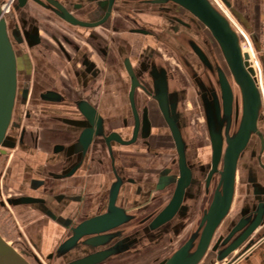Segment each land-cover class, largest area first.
<instances>
[{"label": "flooded vegetation", "instance_id": "1", "mask_svg": "<svg viewBox=\"0 0 264 264\" xmlns=\"http://www.w3.org/2000/svg\"><path fill=\"white\" fill-rule=\"evenodd\" d=\"M100 1L105 0L0 2L17 59L16 96L7 134L0 145V233L15 245L29 247L40 259L42 234L36 229L49 223L56 226L50 244L55 249L71 234L74 223L105 212L116 173L124 176L116 203L133 217L109 232L118 231L124 240H132L146 227L153 211L168 202L172 191L167 187L155 191L161 170L168 167L169 174L178 172L167 111L174 109L191 129L192 123L195 128L198 124L193 135L196 152L199 138L208 146L209 168L211 164V142L200 98L203 91L179 63L169 60L163 45L157 47V42L152 47L145 39L146 35L153 36V30L162 32L158 23L154 25L157 15L153 9L140 2L116 0L103 20L107 9L99 5ZM63 10L82 25L63 19ZM33 24L36 39L29 47L23 30ZM138 29L147 33L140 35L134 31ZM152 67L158 70L154 77ZM161 68L166 69L165 90L159 86ZM196 73L208 90L218 92L214 72H204L200 66ZM233 92L240 113L239 93ZM237 121L232 114L230 132L236 129ZM100 126L104 135L96 133ZM258 130L264 141L261 118ZM46 132L53 133L49 139ZM112 132L115 137L109 150L105 137ZM260 135L255 134L251 145L239 156L229 217L240 211L235 201L241 177L245 180L248 176V164L264 179ZM74 165L71 175L62 176ZM193 169L201 172L197 165ZM213 176L215 187L219 175ZM21 196L39 201L33 206L9 205V198ZM226 224L227 220L222 221L216 229L209 250L227 233ZM263 234L264 228L254 231L253 243L230 264H264ZM159 249H145L139 255L131 249L129 255L112 256L104 264H147L144 261L148 255L155 257L170 247ZM203 263L225 262L207 258ZM49 264H54L53 260Z\"/></svg>", "mask_w": 264, "mask_h": 264}, {"label": "water", "instance_id": "2", "mask_svg": "<svg viewBox=\"0 0 264 264\" xmlns=\"http://www.w3.org/2000/svg\"><path fill=\"white\" fill-rule=\"evenodd\" d=\"M23 1L20 0V3L23 4ZM115 1L99 2V5L107 9L103 20L108 17ZM130 1L149 5L157 15L154 25L158 23V29H162V32L153 30L152 37L146 35L149 45L153 47L157 42V47L163 45V53L169 60L174 64L179 63L193 78L192 83L196 84L199 91H203L200 98L205 128L211 142L210 168L208 163H201L197 157L193 131L187 120L177 117L172 108L173 110L167 111V123L176 147L178 172L169 174L168 167L159 172L155 191L167 187L172 194L165 205L153 211L146 227L137 232V237L124 240L118 231L109 232L133 217L116 203L124 183V176L116 173L109 186L105 212L74 223L70 228L71 234L62 239L53 250L50 245L53 236L47 240L42 235L39 242L42 252L47 247L50 248L46 251V257L43 252L40 259L29 247L15 245L0 233V264H49L50 260L54 264H104L112 256L129 255L131 249L139 254L145 249L160 250L159 248L164 247H170V250L156 255L150 264H204L203 260L207 258H215L217 263L230 264L253 243L251 235L254 231L264 228V179L250 164L248 171L246 170L248 176L245 180L242 177L240 180V190L244 192L239 204L240 211L229 217L239 156L249 147L253 136L260 135L258 120L261 118L264 123V103L262 105L258 78L249 54L241 47L239 32L212 0ZM60 13L66 21L82 25L64 10ZM134 31L140 35L147 33L140 29ZM23 32L29 47L34 45V24ZM140 35L138 37H144ZM200 66L204 72L215 73L218 92L214 88L208 90L203 81L195 77ZM151 71L153 77L158 74V70L153 67ZM160 74L159 86L165 90L166 69L161 68ZM16 89V53L0 10V145L4 143L10 124ZM233 90L239 93L240 113ZM232 114L238 121L236 129L230 132ZM198 127L197 124L196 129ZM96 133L104 135L102 126ZM114 137L113 132L105 137L109 150ZM90 139V136L86 139L84 150ZM260 141L262 152L264 141L261 135ZM129 142L131 141L125 143ZM194 165L198 166L200 173L194 172ZM261 166L264 169V165ZM75 169L74 165L62 176L71 175ZM207 169L208 172L203 175ZM215 173L219 177L213 187L212 178ZM38 201L39 199L29 196L8 199L11 206H33ZM51 217L55 220L54 216ZM226 220L227 233L220 236L212 250H209L216 229ZM49 224L53 230L57 229L55 225ZM177 239L179 241L174 243ZM133 246L135 248H131Z\"/></svg>", "mask_w": 264, "mask_h": 264}, {"label": "crops", "instance_id": "3", "mask_svg": "<svg viewBox=\"0 0 264 264\" xmlns=\"http://www.w3.org/2000/svg\"><path fill=\"white\" fill-rule=\"evenodd\" d=\"M239 29L250 38L259 59L264 92V0H219Z\"/></svg>", "mask_w": 264, "mask_h": 264}, {"label": "rangeland", "instance_id": "4", "mask_svg": "<svg viewBox=\"0 0 264 264\" xmlns=\"http://www.w3.org/2000/svg\"><path fill=\"white\" fill-rule=\"evenodd\" d=\"M212 2H214V4H217V6H219L220 9H222V11H224V13L228 16V18L232 21V24L234 25V27H237V25L234 23V21L231 19V17L227 14V12L222 8V5L221 3L219 2V0H212ZM217 2V3H216ZM191 97V96H189ZM192 131H193V135H195L197 132H196V128H195V125L192 123ZM45 132V131H44ZM49 139V136L53 133L51 132H46L45 133ZM198 152H197V157L198 159L200 160L201 163H207L208 161V146L206 144H203V142H199V138H198ZM243 193L241 190L237 193V197H236V201H235V204L238 205L240 204V201L242 200V197H243ZM236 207V206H235ZM236 211H234L235 213ZM36 231L38 233H41L42 235H44V237H46L47 240H50L51 236H52V233H53V228L50 224H47V225H44L42 227H39L36 229ZM186 234V232H185ZM184 234V235H185ZM181 240V238H180ZM50 248L47 247L46 249H44V253H46L47 250H49ZM144 252V251H143ZM141 252V253H143ZM43 254L41 255V257L43 256ZM139 255V254H138ZM154 255L150 254L148 255V258H146V260L144 262H146L147 264H150L152 262V259H153ZM140 262H137V264H139Z\"/></svg>", "mask_w": 264, "mask_h": 264}, {"label": "built area", "instance_id": "5", "mask_svg": "<svg viewBox=\"0 0 264 264\" xmlns=\"http://www.w3.org/2000/svg\"><path fill=\"white\" fill-rule=\"evenodd\" d=\"M1 8H2V11H4L5 10V4L2 5ZM235 28L239 32L240 37H241V47L243 50H245V52H247L249 54L250 62L256 71V76L258 78L259 86H260L261 93H262L263 103H264V92H263V88H262V71H261V65H260L259 59L257 57V52H256L249 36L244 31L239 29L238 27H235ZM262 49L264 50V44L262 45Z\"/></svg>", "mask_w": 264, "mask_h": 264}, {"label": "bare ground", "instance_id": "6", "mask_svg": "<svg viewBox=\"0 0 264 264\" xmlns=\"http://www.w3.org/2000/svg\"><path fill=\"white\" fill-rule=\"evenodd\" d=\"M245 51V50H244Z\"/></svg>", "mask_w": 264, "mask_h": 264}]
</instances>
